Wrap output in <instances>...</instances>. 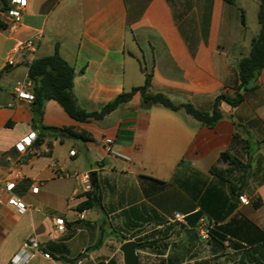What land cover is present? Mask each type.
<instances>
[{
    "label": "crops",
    "instance_id": "obj_1",
    "mask_svg": "<svg viewBox=\"0 0 264 264\" xmlns=\"http://www.w3.org/2000/svg\"><path fill=\"white\" fill-rule=\"evenodd\" d=\"M259 7L260 0H26L20 29L0 31V70L8 69L0 78V185L15 181L13 193L29 209L21 215L0 205V264L31 237L50 258L29 251L26 264H124L127 241L140 244L139 264H264V67L246 89L238 69L260 30L247 15L257 20ZM31 38L32 62L58 50L73 67V93L90 113L143 86L146 73L148 92L176 105L210 113L219 96L242 101H221L212 128L145 103L140 93L100 121H76L55 100L37 120L13 94L29 68L6 64ZM33 132V147L19 152L16 144ZM223 154L250 157V178L263 174L249 200L211 173L227 167ZM86 172L97 196L81 219L76 207L91 190L72 176ZM197 213L201 220L189 225ZM204 225L217 234L203 238Z\"/></svg>",
    "mask_w": 264,
    "mask_h": 264
},
{
    "label": "trees",
    "instance_id": "obj_2",
    "mask_svg": "<svg viewBox=\"0 0 264 264\" xmlns=\"http://www.w3.org/2000/svg\"><path fill=\"white\" fill-rule=\"evenodd\" d=\"M169 2L172 3V0H169ZM0 3L1 13L9 9L10 0H0ZM178 19L177 16V20ZM242 21L244 23V17ZM257 21L260 30L258 36L252 41L251 53L249 57L241 59L238 64L240 77L239 89L248 88L250 83L257 78L264 67V0H260ZM6 28V24L0 17V31L6 30ZM7 70V68L0 70V78ZM28 77L33 84L35 99L31 104V108L37 120L42 118L45 103L49 100H55L63 107L66 113L76 121H100L123 104L131 101L135 94L140 93L145 103L160 105L171 111L183 110L187 115L191 116L199 123L212 128L222 117V112L219 108L221 101H226L233 107H236L242 101L240 97L236 99H227L224 96H219L215 100L213 109L210 113L200 111L191 104L176 105L161 93L150 94L148 92L152 81V73H146L143 86L133 88L129 92L120 94L114 100L103 106L100 111L90 113L79 107L73 93L75 71L73 67L59 55L58 50L51 56L34 60L29 67ZM60 132L76 139H88L87 134L77 132L73 128H63L60 129ZM234 142H239L238 136H235ZM227 155L229 156L227 167L214 166L211 169V173L227 181L231 186L233 194L241 195L243 189L248 185V179L251 175V158L248 157L247 162H243L238 156ZM85 196L87 200L76 207L78 211L92 208L94 205V198H96L97 194L94 189H92L90 192L86 193ZM201 218L202 214L197 213L188 217L187 222L189 225L195 226L199 223ZM209 234L217 233L209 229ZM123 239H126V237ZM141 246L145 247V244H141Z\"/></svg>",
    "mask_w": 264,
    "mask_h": 264
},
{
    "label": "built area",
    "instance_id": "obj_3",
    "mask_svg": "<svg viewBox=\"0 0 264 264\" xmlns=\"http://www.w3.org/2000/svg\"><path fill=\"white\" fill-rule=\"evenodd\" d=\"M26 8V0H10V7L7 11L2 12V20L6 24L7 28L6 30L10 32H17L20 27L22 26V20H23V13ZM36 52V43L35 38H31L25 41L19 42L16 47L13 50V56L9 57L7 59V66L8 67H14L21 63H25L27 67L29 68L32 64V57L34 56ZM16 55H20L21 58H24L26 56L29 57V59H26L24 61H19L16 57ZM13 94L14 99L16 101H22L26 102L27 104L31 105L35 99L33 94V84L29 80V77L27 76L25 79L17 81L15 83V86L13 88ZM14 104H9V107H13ZM37 139V133H31L26 138L22 139L18 144H16V149L19 152H23L26 147H33V144L35 143ZM71 155H74V152H70ZM74 179L79 180L82 185L84 186L86 191L91 190V184H90V173H80V174H74L72 176ZM20 174L15 175V179H19ZM14 189H15V181L8 182L4 185H0V205H9L13 208H15L21 215L25 214L27 210L29 209V206L24 202L22 198H19L14 195ZM39 190L38 186H32L31 192L34 194H37ZM241 202L243 204H249L246 198H241ZM180 216H176V218H179ZM80 218H85V212L80 213ZM55 226L57 227V230L64 231L65 230V221L63 219H57L55 220ZM201 234L203 235V238L209 237V229L206 227L201 228ZM29 251L38 252L43 255L44 258L49 259V254L43 253L41 251L39 242L31 237L26 242H24L20 252L16 254L10 261V264H26L28 259L30 258Z\"/></svg>",
    "mask_w": 264,
    "mask_h": 264
},
{
    "label": "water",
    "instance_id": "obj_4",
    "mask_svg": "<svg viewBox=\"0 0 264 264\" xmlns=\"http://www.w3.org/2000/svg\"><path fill=\"white\" fill-rule=\"evenodd\" d=\"M221 160L224 164H227L229 158L223 154ZM140 248V244L135 241L124 242L120 248L123 253L124 264H139L137 251Z\"/></svg>",
    "mask_w": 264,
    "mask_h": 264
},
{
    "label": "rangeland",
    "instance_id": "obj_5",
    "mask_svg": "<svg viewBox=\"0 0 264 264\" xmlns=\"http://www.w3.org/2000/svg\"><path fill=\"white\" fill-rule=\"evenodd\" d=\"M247 22L250 27L257 24L256 17L253 18V15L251 14V12H249V14L247 15ZM227 165H228V162H227ZM262 175H260L259 172L258 173L255 172L251 176V178L248 179V185L243 189V192H245L247 195L246 197L247 199L249 198L251 189H255L257 187L258 181L261 179ZM204 227H206V225H204Z\"/></svg>",
    "mask_w": 264,
    "mask_h": 264
}]
</instances>
